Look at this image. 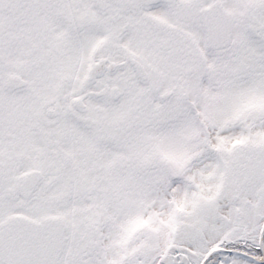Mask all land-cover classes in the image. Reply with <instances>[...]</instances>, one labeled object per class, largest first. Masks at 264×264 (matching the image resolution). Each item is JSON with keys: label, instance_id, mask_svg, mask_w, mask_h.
<instances>
[{"label": "snow or ice", "instance_id": "obj_1", "mask_svg": "<svg viewBox=\"0 0 264 264\" xmlns=\"http://www.w3.org/2000/svg\"><path fill=\"white\" fill-rule=\"evenodd\" d=\"M0 264H264V0H0Z\"/></svg>", "mask_w": 264, "mask_h": 264}]
</instances>
